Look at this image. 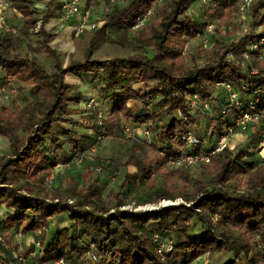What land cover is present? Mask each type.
I'll return each mask as SVG.
<instances>
[{
  "label": "trees",
  "instance_id": "16d2710c",
  "mask_svg": "<svg viewBox=\"0 0 264 264\" xmlns=\"http://www.w3.org/2000/svg\"><path fill=\"white\" fill-rule=\"evenodd\" d=\"M193 1H162L159 4L162 10L156 6L150 16L158 14L159 10L161 14L157 19L136 31L131 29L135 19L153 7L155 0H132L105 12L101 25L88 30L87 38L75 39L76 48L82 49V57L71 59L67 64L62 63L49 45L56 37L44 28L49 11L40 12L38 17L33 0L11 1V6L23 18L20 34L33 32L39 22L37 31L54 64L49 72L43 64L16 51L17 37L11 33L0 35V68H12L16 79L29 83L34 94L23 106L0 105V135L8 140L10 149L8 154L0 156V206L13 210L10 215L2 213L1 223L8 229L14 228L15 234L40 231L42 247L49 218L67 212L74 223L72 229H60L54 241L43 248L42 257L37 260L39 264H50L61 257L79 258L87 242L95 246L99 256L110 255V264H115L117 259L121 264H189L204 252L212 257L223 251L232 254L225 264H264L260 262L264 257V163L245 159L244 152L235 157H229L227 152L214 154L204 165L208 166L210 174L202 173L194 179L184 168L181 176L186 187L178 194L155 192L151 200L134 202L142 205L181 197L188 204L152 211L119 208L125 203L121 198L125 187L142 182L151 185L153 173L162 172L169 160L168 155H159L152 145L140 140L132 143L139 155L131 154L124 163L135 170L123 175L111 206L105 204L100 180L87 166L82 170L85 186L79 189L74 176L67 177L64 186L47 188L44 184L55 161L63 160L57 151L65 142L74 141V153L95 141L93 132L92 136L74 137L79 129L75 126L70 132L66 130L65 141L54 133L55 124L72 123L70 116L75 112L70 105L81 101L83 96L80 90L65 82L67 73L88 74V82L97 92H104L100 97L110 105L104 137H117L122 120L131 121L150 126L157 138L170 144L166 147L172 153H176L175 144L180 135L192 129L194 122L193 118L176 114L177 108H183L176 95L196 88L210 98L221 74H227L231 80L244 77L241 69L225 56L226 52L240 48L244 39L222 40L213 49V60L199 66L191 55L193 64H187L183 50L188 40L195 39V28L184 10ZM83 2L84 8L89 9L97 0ZM235 8L236 0H217L205 11L215 18L227 19ZM263 10L264 0H255L250 10L251 27L264 19ZM117 23L121 30L114 41L125 40L129 32L137 33L136 53L93 57L99 37L105 34L108 26ZM247 83L264 89V77L247 79ZM132 84H136L135 87ZM221 127L218 122L215 130L220 131ZM47 140L55 144V152L46 146ZM258 141V137L249 138L254 147ZM198 226L202 228L195 235L193 229ZM171 231L179 232L181 239L174 240ZM154 232L173 241L172 250L163 259L151 242ZM255 235L260 238L259 247L252 246ZM0 264L15 263L0 251Z\"/></svg>",
  "mask_w": 264,
  "mask_h": 264
},
{
  "label": "built area",
  "instance_id": "2783aa9c",
  "mask_svg": "<svg viewBox=\"0 0 264 264\" xmlns=\"http://www.w3.org/2000/svg\"><path fill=\"white\" fill-rule=\"evenodd\" d=\"M132 0H109L105 5V11L110 12L114 7H121ZM164 0H155L153 7L144 14L138 16L131 29L136 31L147 22L153 14L154 7ZM217 0H194L184 10V15L194 23L195 39L199 40L205 48L215 43L218 34H225L229 30L239 41L244 39L243 46L226 53L228 61L236 64L244 77L231 80L227 74H221L214 84L212 96L205 97L198 89H191L176 95L182 102L183 108H177L176 114L184 118H193L192 129L180 135L175 144L176 153L166 147L170 144L157 138L150 126L137 123H123L120 126L122 139L133 141L140 140L152 145L161 156H169L168 164L177 168L194 169L198 165H206L214 154L227 152L229 157H235L244 152L245 159L258 160L264 163V89L261 86H253L247 83V79L264 77V19L251 27V6L255 0H236V10L233 11L229 23L220 25V19L215 18L205 10L215 5ZM83 0H59L62 20L74 18V34L79 35L85 30L96 29L101 24L91 20L92 7L84 8ZM197 7L200 8L197 10ZM11 8V0H0V35L15 34L16 31L7 23L8 11ZM264 17V15H263ZM187 46V45H186ZM186 52V47L183 54ZM261 65H258V63ZM263 64V65H262ZM9 80H0V104L7 103L14 98ZM82 108L93 113L94 143L82 151H75L66 161H55L52 172L44 179L47 188L55 185V175L62 173L64 168L82 166L89 156L96 152V144L104 138L107 130L105 119L108 107L101 98H96L92 93L84 94L81 98ZM220 122L221 130L216 131L215 126ZM237 134L244 135L243 142L232 143L230 140ZM250 137H258L256 146L249 143ZM101 172V167H95ZM116 174L109 177L111 184ZM218 186V185H217ZM72 202V200H69ZM183 202L179 199H161L157 203H145L142 205L123 206V209L135 211H152L162 207L176 205ZM188 205V204H187ZM0 207V214L2 211ZM202 227L198 226L194 234L198 235ZM22 233L17 232L15 238H20ZM257 238L258 235H255ZM151 242L161 258L173 248V241L167 236L154 232ZM38 250L24 252L18 242L11 244L0 233V251L5 253L12 263L26 264L27 259L42 257L39 240L35 243ZM163 259V258H162ZM111 256H99L95 246L87 242L85 252L79 258L61 257L50 264H110ZM37 262V261H36ZM209 254L202 253L189 264H210ZM115 264H121L116 260Z\"/></svg>",
  "mask_w": 264,
  "mask_h": 264
},
{
  "label": "rangeland",
  "instance_id": "374dc122",
  "mask_svg": "<svg viewBox=\"0 0 264 264\" xmlns=\"http://www.w3.org/2000/svg\"><path fill=\"white\" fill-rule=\"evenodd\" d=\"M108 2L109 0H97V3L92 6V9H93V14L91 15L92 21L100 22V24L102 23V18L105 12H107L105 11L104 8H105V5L108 4ZM158 6H159L158 7L159 10L161 11L162 7L160 5ZM115 8H119V6L118 7L115 6L114 9ZM199 9L200 8L197 7V10ZM159 10H158V14L155 13L156 15H154L153 17H149L146 23L155 21L157 17L159 16V14H161ZM235 10L236 8L231 11L227 19L220 18L221 21L219 24L220 25L228 24L230 17L232 16L231 14H233L232 12ZM262 13L264 15V10L262 11ZM60 15H61V10H60ZM71 25H72L71 31L68 33L66 38L61 39L60 42H58L59 40L57 39H53L49 43V45L52 46L53 49L56 50V52L59 53L58 57L64 64H67L71 59L82 57V53H81L82 49L76 48L75 39L76 38L85 39L87 38L88 32H89L88 30H85L84 32L79 34V37H77V35L74 34V29H73L74 23ZM54 28L55 27H53V29H51L50 32L49 31L48 32L54 33L56 30V28L55 29ZM37 29H38V25L32 33H29L27 35L19 34L20 37L17 38V42H16V51L20 55L27 54L29 57L43 64L49 72H52L54 59L49 54L46 53L45 48L41 42L42 37L37 31ZM120 30H121V25L118 23L108 26L105 31V34L99 37L96 47L94 48L92 52V56L96 58H103V57L113 56V55L125 56V55L135 54L136 51L138 50L137 48H135L137 45V42H136L137 33L129 32L128 35H126L127 38L125 40L118 39L117 41H114L117 38V33ZM235 37H239V36H236L233 33V30H229L225 34L220 33L216 36L215 43L209 48H205L201 44V42L197 39L192 38L188 40L187 46H186V52L184 53L187 64L189 66L193 64L191 55L195 57L194 62L199 66L205 64L206 62L213 60L214 58L213 49L216 47L217 43L222 40L224 42H232V41L236 42L238 39ZM69 43L71 44L70 48L64 49V47L67 46ZM63 44H66V45L61 47ZM242 46H240V48ZM58 48H61V49H58ZM7 72L9 73L7 76L9 78H13V82L16 84L17 82L14 79L15 75H14V71L12 70V68L7 70ZM132 78L134 79L133 76ZM88 93H92L93 96L96 98H101L100 96L95 94V92L92 91L91 89L90 90L86 89L84 91V94H88ZM31 98H32V93L29 92L27 95L26 93L25 94L23 93L22 96H19L16 98L14 97L10 101H8L7 104L13 107L15 105L20 106V105H24ZM104 104L109 108L110 105L108 103L104 102ZM84 111H86L87 113L86 112H84L83 114L79 113L77 117H75L77 119H74V122L71 123L72 125L70 124L67 125L66 123L65 124L63 123L55 124L54 133L59 139H61V141H65L67 139L66 134H64L65 132L64 129L72 128L73 126H75V128H79L77 129V133L74 137H80L82 134H88L89 136H92V132H93L92 123L94 121V116H93V113L87 110H84ZM123 123H132V122L122 120L121 125ZM120 126L118 130L119 133H117V137L116 136L104 137L100 142L96 144V152L90 155L89 159L85 161L82 166H73L70 169L64 168L62 170L63 173H58L57 176L55 175V185L64 186L66 178L69 176H74L79 182L78 189L85 186V183L82 180V170L84 166H87L93 172L92 175L100 180V190H101L100 192H101V196L104 198L105 204L107 206H111L116 200L115 194H117L119 183L123 175L128 171L133 172L135 170V168L132 166H128V167L124 166L125 161L131 154L139 155L138 151L135 150V148L132 146V143H133L132 140L128 141V140L122 139L121 133H120ZM45 142L47 144L46 146L49 149H51L50 151L55 152V149H54L55 144L53 142L51 143L50 140H47ZM73 144H74V141L69 142V143L65 142L63 144V146H66V148L68 149H67V153L65 151L66 149H64V153L67 155L61 156L60 155L61 152L59 153V156L61 159L64 160L65 158H68L69 154L73 153L74 151ZM85 146L87 145L85 144ZM97 166L101 167L100 173L95 170V167ZM182 170H184V168H177L167 163L164 165L162 172L153 173V179H152L153 183L151 185H149L147 182H142L136 186L129 185L125 187L122 190V196H121V198L124 200L125 203L119 208L123 209L122 208L123 206H126V207H129L130 205L133 206L134 202H138V201L144 202L147 200H151L155 192L178 194L181 189L186 187L185 182L181 176ZM188 170H189V173L191 174L190 175L191 179H194L195 177H197L198 175L202 173H205V175L210 174L208 170V166H204V165H198L194 169L192 170L188 169ZM112 174H116V175H115L114 181L110 184L108 180ZM179 198L180 200L182 199L181 197H176L174 199H179ZM181 203L187 204L186 201L184 200ZM124 210H127V209H124ZM195 228L193 229V232ZM170 233H171V237H173L174 240L181 239L179 232L171 231ZM12 234L13 233L11 231L3 233L5 240L11 244H14L17 241H16V238L14 240L12 239V236H13ZM19 240H21V238ZM34 240H35V237H34ZM251 242H252V246H256V247H259V245L261 244L260 238H257L256 236L252 237ZM21 248H23V251L26 253L29 252V250L34 249L33 245H32V248H33L32 249L29 246H26V245L23 246V243L21 245ZM231 257H232L231 253L223 251V252L213 255L212 257L209 255V260L211 262L210 264H225L226 262H228V260L231 259ZM30 261H32V264H38L35 258L27 259V262H29V264H30ZM260 262L264 263V257H261Z\"/></svg>",
  "mask_w": 264,
  "mask_h": 264
},
{
  "label": "crops",
  "instance_id": "0c3cea01",
  "mask_svg": "<svg viewBox=\"0 0 264 264\" xmlns=\"http://www.w3.org/2000/svg\"><path fill=\"white\" fill-rule=\"evenodd\" d=\"M33 4L38 9V13L36 14L38 17H40V12H42L44 10H48L49 11V16L50 17L44 23L45 30L50 32V30L53 29V27H55L56 30H55L54 33L56 34V37L54 39L59 40L58 42H60L61 39L66 38V36L68 35V33L71 31V26H72L71 24H73L75 22V19L74 18H70L68 21L67 20H65V21L62 20L61 15H60V4H59V0H33ZM7 23L11 26V28L13 30L16 31V33L15 34H12V35L14 37H17V38L20 37L19 34H20V31H21L22 26H23V18H22L21 13L19 11H17L15 8H13L12 6H11V8L8 11ZM37 25H39V22L37 23ZM30 33H32V32H30ZM77 37H79V35H77ZM64 45H66V44H63L61 47H63ZM70 46H71V44L69 43L67 46L64 47V49L70 48ZM58 49H61V48H58ZM9 69H2L1 70V68H0V80H9L10 81V83H11V87L10 88H11L12 92L14 93V97L16 98V97L22 96L23 93L24 94L26 93V95L29 92L32 93V91L30 89V84L29 83H21L15 77L14 79L17 82L15 84L13 82V78H9L7 76L9 74L7 72V70H9ZM65 82L69 86H71L72 88H75V89L80 90L82 93H84V91L86 89H88V90L91 89L98 96H102V94H104V92H102V91L101 92H97V90L88 82V74H85L83 72H78L77 74L67 73L65 75ZM135 85L136 84H132V86H134V87H135ZM26 91H28V92H26ZM33 95L34 94L32 93V97H33ZM5 104H7V103H5ZM20 106H23V105H20ZM70 107L75 112V113L71 114V116H70L72 118V122H74V119H77L75 117H77V115L79 113L83 114L84 112H86L82 108V102L81 101H79L76 104L70 105ZM59 123L65 124L66 122H59ZM66 124L67 125L68 124L72 125L71 123H66ZM66 130H69L70 131L71 128H65L64 129V131H65L64 134H66V138H67ZM243 138H244V135L237 134L236 136L232 137L230 141L232 143L243 142L244 141ZM64 149H66L65 151L67 153V149L68 148H66V146H62V149L59 150V153L60 152L62 153V154L60 153L61 156L67 155V154L64 153ZM9 151H10V149H9V142H8V140L0 135V156L1 155L8 154ZM70 155L71 154H69V156ZM0 207H2V209H3L2 211H4V213H7V215L8 214L9 215L12 214V212H13V210L11 208H6L3 205L0 206ZM2 219H3V214H0V228H2V231L4 233L11 231L13 233L12 234L13 235L12 236V239L14 240L15 239L14 236H16V234L14 232V228L13 229L12 228L11 229H8V228L4 227V225L1 223V220ZM73 226H74V223L69 220L68 215H67V212H62L61 214H59V215H57L55 217L49 218L48 219V229L46 230L45 238H44V241H43V247L42 246L40 247L41 251L43 250V248L45 246L49 245L50 243H52L54 241L55 236H56V233L60 229H63V228L72 229ZM21 235H22V236H20L21 240H19L20 238H18V239L16 238V241L19 244L22 245V243H23V246L26 245V246H29L31 248H32V245H33L34 249L35 250L36 249L38 250V248L35 245V243L40 238V231L22 233ZM34 237H35V240H34ZM31 259H33V258H31ZM27 263L29 264V262H27ZM37 263L39 264L38 261H37ZM30 264H32V261H30Z\"/></svg>",
  "mask_w": 264,
  "mask_h": 264
}]
</instances>
